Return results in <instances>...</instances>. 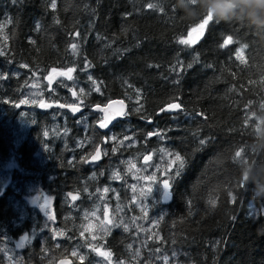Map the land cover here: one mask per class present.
Here are the masks:
<instances>
[{
    "label": "trees",
    "instance_id": "trees-1",
    "mask_svg": "<svg viewBox=\"0 0 264 264\" xmlns=\"http://www.w3.org/2000/svg\"><path fill=\"white\" fill-rule=\"evenodd\" d=\"M52 2L0 0V241L31 236L0 264H264V21L239 0ZM114 99L127 114L101 132L91 107ZM131 165L156 167L140 199Z\"/></svg>",
    "mask_w": 264,
    "mask_h": 264
},
{
    "label": "rangeland",
    "instance_id": "rangeland-1",
    "mask_svg": "<svg viewBox=\"0 0 264 264\" xmlns=\"http://www.w3.org/2000/svg\"><path fill=\"white\" fill-rule=\"evenodd\" d=\"M35 92V89L32 90V92ZM13 166V162H5L3 164H0V187L4 186L8 181H9V173L8 170ZM155 168H152L149 171H145L144 168L142 167H133L131 165L130 169L133 171V182H132V190L134 192V196L137 199H140V197L143 196L147 192V190L150 189V187L154 186L153 185V179H154V172ZM38 197V204H43L46 209L44 211V216L47 215V211H51V199L47 196L41 195L39 192H35L31 195L25 196V200L29 203V200L33 197ZM35 205V206H37ZM96 218H98L103 225L105 226L107 223V217L106 219H103L99 216L92 215L91 218H89L88 222L86 223V227L91 225V230H87V232L90 235L94 234V227H95V222ZM26 238V239H22ZM31 240V236L29 233L25 232L23 234H20L16 236L15 238L11 239H5L0 241V250L5 254L6 257H13L14 255H18L20 251L25 247L26 243ZM22 245V246H21ZM99 257L100 259L99 264H113V260L111 256H104L101 255L100 253H108L105 250L99 249Z\"/></svg>",
    "mask_w": 264,
    "mask_h": 264
},
{
    "label": "snow or ice",
    "instance_id": "snow-or-ice-1",
    "mask_svg": "<svg viewBox=\"0 0 264 264\" xmlns=\"http://www.w3.org/2000/svg\"><path fill=\"white\" fill-rule=\"evenodd\" d=\"M52 7L55 8L56 5H55V0H53L52 2ZM156 7V5L154 4H148V8H154ZM209 24V21L206 22L205 24L201 25L200 26V30L203 31V29L205 28L206 25ZM181 44H185V45H188V44H192V43H195L194 40H185V39H181L179 41ZM232 42V39L231 37H229L228 39H225L224 40V43L221 45L222 47L223 46H226L228 44H230ZM76 48H77V45L73 44L72 45V49L73 51L75 52L76 51ZM242 51V50H241ZM240 56V53L238 52V58ZM73 69L72 68H69L67 69L66 72H57L56 69H53L52 70V74L49 75L48 77V80H49V83H52L53 79L55 78V76H65L67 77L69 80L72 79V76H71V73H72ZM75 95V93H74ZM26 101H22V103H25ZM120 103V107L118 110H116L115 112H113L111 115L108 114V109L111 107L110 105L109 106H105L103 108H101L99 105L96 106L97 110L98 111H101V112H104L105 115L101 118V121L99 123V127L100 128H105L108 126L109 122L115 118L116 116H123V115H126L127 113L124 112L123 110V105L121 102H118ZM41 106L42 107H46L47 105H44L43 103H41ZM60 107H67L69 108L72 112H78L79 111V107L75 104H70V105H60ZM169 109H179L180 105L179 104H169ZM151 135V134H150ZM156 135H159V133H156ZM201 143H204V141H201ZM100 157V150L97 149L96 150V153L95 155H92L91 156V159L92 160H98ZM176 160L177 161H180V167L182 168L183 167V161L181 160V158L179 156L176 157ZM115 175V178L119 179V175L118 174H114ZM169 185L167 183L164 184V189H165V198H167V189H168ZM105 191H108L107 189H105ZM72 196V199L75 200L77 199V196L76 195H72L71 193L69 194ZM105 215L107 216V211H105ZM109 223L111 222L110 220L108 221ZM91 225H89L87 227L86 230H91ZM95 238V237H93ZM22 239H26V238H22ZM22 246V245H21ZM101 255H104V256H109L110 253H100ZM165 264H167V258H165Z\"/></svg>",
    "mask_w": 264,
    "mask_h": 264
},
{
    "label": "water",
    "instance_id": "water-1",
    "mask_svg": "<svg viewBox=\"0 0 264 264\" xmlns=\"http://www.w3.org/2000/svg\"><path fill=\"white\" fill-rule=\"evenodd\" d=\"M189 35H190V38L192 39V40H196V39H198L200 36H201V30L200 29H194V30H192V31H190V33H189ZM56 77V76H55ZM118 102H121L122 103V105H123V110H124V112L126 113V111H127V104H126V102L125 101H123V100H121V99H114V100H110V101H107L105 104H103V105H100V104H96V105H93L92 107H91V109H92V111H94V112H98V113H100V116H101V118L105 115V113L104 112H101V111H98L97 110V108H96V106L97 105H99L101 108H103V107H105V106H111L109 109H108V114L109 115H111L113 112H115L116 110H118L119 109V107H120V103H118ZM66 108V110H70L69 108H67V107H65ZM81 107H79V111H81ZM71 111V110H70ZM122 116H116L115 118H113L110 122H109V124H108V126L107 127H105V128H100L99 127V123H100V121H101V118L95 123V126L97 127V129L98 130H100L101 132H105V131H107V130H109L110 128H111V125L117 120V119H119V118H121ZM97 149H99L100 150V157H99V159L101 158V155H102V151H101V146L100 145H98L96 148H95V150L91 153V156L92 155H95V153H96V150ZM91 156H90V162H97L98 160H92L91 159ZM30 202L33 204V205H37L38 204V197H33V198H31L30 199ZM38 208L41 210V211H43L44 209H45V206L43 205V204H39L38 205ZM54 264H73L72 263V259L71 258H69V257H61V258H59V259H57L56 260V262L54 263Z\"/></svg>",
    "mask_w": 264,
    "mask_h": 264
},
{
    "label": "clouds",
    "instance_id": "clouds-1",
    "mask_svg": "<svg viewBox=\"0 0 264 264\" xmlns=\"http://www.w3.org/2000/svg\"><path fill=\"white\" fill-rule=\"evenodd\" d=\"M240 3L248 9L250 13L254 15H249L248 19L253 23L260 24L261 21H264V2H257V0H239ZM236 0H217L216 7L213 8V14L215 15H224L228 10V6H234ZM264 26V25H261Z\"/></svg>",
    "mask_w": 264,
    "mask_h": 264
}]
</instances>
